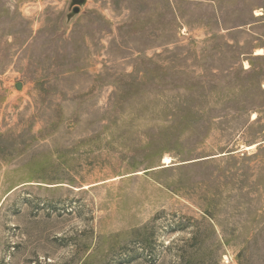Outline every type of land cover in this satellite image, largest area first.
<instances>
[{
	"label": "rangeland",
	"instance_id": "374dc122",
	"mask_svg": "<svg viewBox=\"0 0 264 264\" xmlns=\"http://www.w3.org/2000/svg\"><path fill=\"white\" fill-rule=\"evenodd\" d=\"M0 264H264V0H0Z\"/></svg>",
	"mask_w": 264,
	"mask_h": 264
},
{
	"label": "bare ground",
	"instance_id": "6f19581e",
	"mask_svg": "<svg viewBox=\"0 0 264 264\" xmlns=\"http://www.w3.org/2000/svg\"><path fill=\"white\" fill-rule=\"evenodd\" d=\"M258 55H263V51L262 50H259ZM252 149V148H251ZM165 164H169L170 163V158H165V161H164Z\"/></svg>",
	"mask_w": 264,
	"mask_h": 264
},
{
	"label": "water",
	"instance_id": "95a60500",
	"mask_svg": "<svg viewBox=\"0 0 264 264\" xmlns=\"http://www.w3.org/2000/svg\"><path fill=\"white\" fill-rule=\"evenodd\" d=\"M74 2H75V3H81L82 0H74ZM74 12H75V13L78 12V9H75Z\"/></svg>",
	"mask_w": 264,
	"mask_h": 264
}]
</instances>
